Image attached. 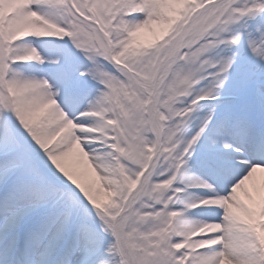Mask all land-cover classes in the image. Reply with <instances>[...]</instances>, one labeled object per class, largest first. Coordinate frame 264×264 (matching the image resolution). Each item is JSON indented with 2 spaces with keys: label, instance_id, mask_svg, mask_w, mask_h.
<instances>
[{
  "label": "snow or ice",
  "instance_id": "6c2138e0",
  "mask_svg": "<svg viewBox=\"0 0 264 264\" xmlns=\"http://www.w3.org/2000/svg\"><path fill=\"white\" fill-rule=\"evenodd\" d=\"M0 264H264V0H0Z\"/></svg>",
  "mask_w": 264,
  "mask_h": 264
}]
</instances>
